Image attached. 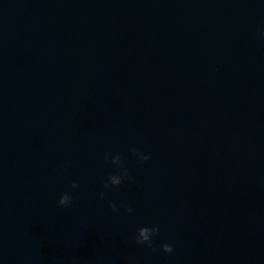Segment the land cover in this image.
Returning <instances> with one entry per match:
<instances>
[{"label":"water","instance_id":"obj_1","mask_svg":"<svg viewBox=\"0 0 264 264\" xmlns=\"http://www.w3.org/2000/svg\"><path fill=\"white\" fill-rule=\"evenodd\" d=\"M259 30L264 0H0V264H264Z\"/></svg>","mask_w":264,"mask_h":264},{"label":"clouds","instance_id":"obj_2","mask_svg":"<svg viewBox=\"0 0 264 264\" xmlns=\"http://www.w3.org/2000/svg\"><path fill=\"white\" fill-rule=\"evenodd\" d=\"M260 36L264 37V30H259ZM129 152L136 157L137 163H143L144 161H147L150 159V154H146L140 151V149L136 147H130ZM104 160L111 162L112 165L116 166L115 171L109 172L107 174V178L103 182V187L105 189H108L109 187H117L119 186L123 181L127 180L128 182L132 183L134 182V178L129 175L127 167L124 166L123 160L120 154H110L105 153ZM78 183L76 181H72L70 183L71 189H76L78 187ZM105 193L101 191L99 193L100 198H103ZM57 203L60 206L67 207L72 203V196L69 194V192L65 191L62 192L58 199ZM109 208L116 212L118 211L117 206L115 203H109ZM125 212L131 213L133 211L132 207L126 206ZM159 224H153L151 226H141L138 229H136V234L133 237L134 242L138 245H146L147 247L151 248L153 251H157V249L154 247L153 238L159 233ZM159 250H162L164 253H172L173 247L169 243H161L159 246Z\"/></svg>","mask_w":264,"mask_h":264}]
</instances>
